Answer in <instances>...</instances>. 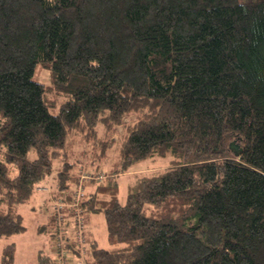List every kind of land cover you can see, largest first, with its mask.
I'll list each match as a JSON object with an SVG mask.
<instances>
[{"label": "trees", "instance_id": "1", "mask_svg": "<svg viewBox=\"0 0 264 264\" xmlns=\"http://www.w3.org/2000/svg\"><path fill=\"white\" fill-rule=\"evenodd\" d=\"M120 125L113 175L171 164L135 173L123 204L116 179L85 186L113 248L71 242L53 206L38 229L56 251L35 264H264V0H0V239L24 233L19 205L56 160L55 197L73 198L69 154L104 158Z\"/></svg>", "mask_w": 264, "mask_h": 264}, {"label": "rangeland", "instance_id": "2", "mask_svg": "<svg viewBox=\"0 0 264 264\" xmlns=\"http://www.w3.org/2000/svg\"><path fill=\"white\" fill-rule=\"evenodd\" d=\"M249 2V0H243ZM36 78L39 81L43 82L46 85H50L51 77L49 72L46 69H42L38 67L36 69ZM125 120L126 124L129 122H133L135 120V116H132ZM116 133L113 135L112 139L114 145L108 150L107 155L104 158H100L99 152L100 148H94L93 144H84L79 143L74 150L73 153L69 154L68 158L72 163L78 164L79 174L82 175V170L89 167L90 170L94 171L96 174H102L103 178L100 181L92 180L85 178L84 188L85 191L87 188L85 187L89 182H104L108 179H116L118 181V185L120 186L118 198L120 203L123 204L127 200V192L129 185H131L136 180L135 173H147V172H156L157 170L167 168L171 164L172 156L170 154L165 157L162 156H152L144 158V160H140L134 163L131 167H129L127 172L119 174L117 176L113 175V171L117 167V156H118V144L120 143L121 137L125 135V130L122 125L117 127ZM29 157H33V153L29 155ZM63 160H56L54 163V169L50 173V175L40 183L38 188H44L48 191L36 190L32 196V198L27 203H22L19 205V212L23 215V224L26 226V230L21 234H14L13 237L8 239L2 238L0 239V264L2 263V251L3 247L14 243L17 247L16 251V259L14 264H35L36 263V253L38 250H43L46 254L55 253L56 244L49 239V235L44 232L39 231V226L46 224L48 219L53 214V205L54 201H56V195L60 194L57 189L58 186V172L61 170V164ZM97 167V170L93 168ZM80 184V182H79ZM73 185H71L72 187ZM73 188V187H72ZM75 190V188H74ZM66 192H62L60 195L62 200H64L66 207L63 209V221L70 220V224L67 229H65L64 233L71 236V238H75V240H70L71 242H78V244L85 245V243L91 238H94L98 241L100 247L104 248H113L115 245H118L116 239H109L108 232L106 230V221L104 218V213H90L83 214V222H85L84 227V238L79 236V226L74 219L72 218L74 215L68 214V208H70L68 203L73 201L71 198L65 200L63 199L64 194ZM75 193V192H74ZM86 193V192H85ZM73 195V193H72ZM74 197V196H73ZM54 199V201H53ZM60 221V219L58 218ZM90 230L91 234L88 232ZM77 244V243H76ZM78 262V260H77ZM76 262V263H77ZM81 262H83L81 260ZM63 263L68 262L65 260ZM81 264V263H80Z\"/></svg>", "mask_w": 264, "mask_h": 264}, {"label": "built area", "instance_id": "3", "mask_svg": "<svg viewBox=\"0 0 264 264\" xmlns=\"http://www.w3.org/2000/svg\"><path fill=\"white\" fill-rule=\"evenodd\" d=\"M85 178L100 181L103 178V176H102V174H96L94 171H92L90 169L87 172L83 173L81 175V181H80V184L78 186V189L75 192V194L73 195L74 196L72 199L73 201L68 203V205H70L69 207L73 208V210H72L74 212L73 219H74V222H76L77 225L79 226L78 234L82 238H84V236H85L83 233L84 227H85V222H83V211L81 210L80 202H81L82 198L85 196V192H86L85 188H84V182H83V180ZM53 206H54L55 212L58 213V218L60 219V221H63L62 220L64 217L63 209L66 207L64 200H62L61 198H57L56 202L54 203ZM62 254L66 255V252H63ZM63 264H67V263H63Z\"/></svg>", "mask_w": 264, "mask_h": 264}, {"label": "water", "instance_id": "4", "mask_svg": "<svg viewBox=\"0 0 264 264\" xmlns=\"http://www.w3.org/2000/svg\"><path fill=\"white\" fill-rule=\"evenodd\" d=\"M230 148L235 152L236 155H239L242 152L241 148H239L235 141L230 144Z\"/></svg>", "mask_w": 264, "mask_h": 264}, {"label": "crops", "instance_id": "5", "mask_svg": "<svg viewBox=\"0 0 264 264\" xmlns=\"http://www.w3.org/2000/svg\"><path fill=\"white\" fill-rule=\"evenodd\" d=\"M88 232L91 234L90 230H88Z\"/></svg>", "mask_w": 264, "mask_h": 264}]
</instances>
